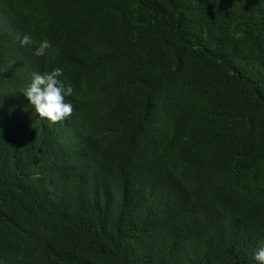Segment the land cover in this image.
<instances>
[{
  "label": "trees",
  "instance_id": "obj_1",
  "mask_svg": "<svg viewBox=\"0 0 264 264\" xmlns=\"http://www.w3.org/2000/svg\"><path fill=\"white\" fill-rule=\"evenodd\" d=\"M57 67L52 122L21 92ZM262 242L264 0H0V264H258Z\"/></svg>",
  "mask_w": 264,
  "mask_h": 264
},
{
  "label": "clouds",
  "instance_id": "obj_2",
  "mask_svg": "<svg viewBox=\"0 0 264 264\" xmlns=\"http://www.w3.org/2000/svg\"><path fill=\"white\" fill-rule=\"evenodd\" d=\"M20 43L22 46H34V55L38 57L45 55L50 47L47 40L37 43L30 34H24ZM62 75L63 70L59 67L50 72L33 73L30 82L21 92L40 117L52 122L63 120L72 112V105L66 101V97L72 95L73 89L60 79ZM254 260L264 264V242L255 251Z\"/></svg>",
  "mask_w": 264,
  "mask_h": 264
}]
</instances>
